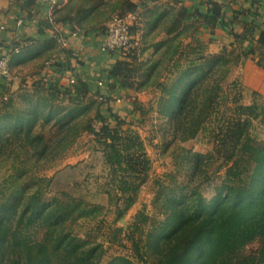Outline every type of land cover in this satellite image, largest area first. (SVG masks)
<instances>
[{
	"label": "trees",
	"instance_id": "trees-1",
	"mask_svg": "<svg viewBox=\"0 0 264 264\" xmlns=\"http://www.w3.org/2000/svg\"><path fill=\"white\" fill-rule=\"evenodd\" d=\"M154 2L116 0L110 4L111 13L118 11L116 16L135 14L140 7L146 10L130 27L133 46L127 51L106 52L115 61L103 59L105 65L97 71L100 78H105L102 81L75 72L71 62L74 48L57 47L60 37L80 31L84 39L96 32L104 41V21L111 16L103 9L109 5L104 0H69L64 9L56 11L55 22H37L38 40L43 42L41 52L47 62L52 61L50 67L56 75L47 73L35 83L37 99L34 94H23L25 108L16 106L17 94L10 93L7 79L0 77V156L13 146L19 160L15 172L0 183V264H264V140L252 133L255 123L264 128V99L252 92L253 102L242 103L243 89L236 81L233 88L238 97L227 107L229 96L222 87L233 63L242 60L243 64L258 55L257 63L264 68V0L236 1V6L217 0H191L190 5L176 0L181 4L178 10H160L157 5L151 6ZM25 3L28 7L37 5L36 0ZM236 25L242 30L236 31ZM160 27L164 38L153 45L155 51L162 48L160 56L137 63L138 50L149 49L143 43ZM192 27L191 39L198 42L196 37L202 28L211 32L224 28L232 35L233 48L206 56L202 45L197 49H192L191 43L183 47L180 36ZM49 30L54 32L50 35ZM15 47L24 48L20 41L3 45L0 40V56ZM236 49L239 55L234 56ZM24 50L11 56L10 68ZM181 59L186 60L185 67ZM93 60L96 64L102 61ZM166 69L168 73L177 71L171 83L158 80L160 70ZM148 85L160 89L158 110L172 120L176 138L188 141L211 130L218 143L211 153L186 154L193 163L191 184L178 187L180 193L170 190L155 195L163 219L140 212L128 228L116 229L131 240L135 258L120 255L105 262L103 247L79 237L70 227L77 219L98 221L104 207L70 193H59L46 201L33 178L20 183L25 174L22 167L31 157L55 160L83 132L93 134L109 167L104 192L109 205L115 207L116 219L124 217L137 201L151 161L141 136L123 127L126 119L112 102L116 93ZM44 91L46 96L40 94ZM57 99L60 102L56 103ZM65 100L68 105H62ZM134 100L132 115L142 112ZM223 105L231 114L226 115L225 110L217 126L208 128L207 122ZM93 108L95 114L90 116ZM37 124L39 130L35 129ZM47 126L56 128L54 135L47 136ZM216 162L218 166L211 171ZM222 168L226 169L222 182L206 199L200 187L212 181ZM150 220L152 227L148 228ZM257 239L259 248L246 253V246Z\"/></svg>",
	"mask_w": 264,
	"mask_h": 264
},
{
	"label": "rangeland",
	"instance_id": "rangeland-1",
	"mask_svg": "<svg viewBox=\"0 0 264 264\" xmlns=\"http://www.w3.org/2000/svg\"><path fill=\"white\" fill-rule=\"evenodd\" d=\"M104 1L109 2L108 6L103 7L104 11L111 14L110 18L104 21V25L106 26L112 17L118 14V11L111 13L109 9L110 4H113L116 0ZM217 1L227 2L234 6L236 1L243 0ZM68 2L69 0H57L56 3L49 4L44 0H37V3L42 5L44 12L47 11V18L45 19L53 20L51 22H55L54 17L58 15L56 11L64 9L63 7ZM183 2L187 5L191 4V0H183ZM155 5H157L160 10L165 7L168 10H171V7L178 10L181 7V4L177 3L176 0H155L151 6ZM245 5L249 7L248 4L245 3ZM145 10L144 7H140L137 13H135L136 19L140 17L141 13ZM34 18L37 22L40 20L37 19V16ZM18 24L22 25L21 22H18ZM15 26V23H12L10 20H4L3 17L0 16V40L3 45H10L11 32L9 33L7 28L10 27L12 30ZM193 28L194 27L188 29L187 32L180 36L183 47L191 43V48L197 49L199 45H202L204 46L202 54L206 56L218 54L224 48L228 50L233 48L232 35L224 28H214L213 32H211L212 29L207 31L202 28L201 33H198L196 37L200 42L191 39V35L194 33ZM235 30L239 32L242 30V27L236 25ZM48 32L51 35L54 31L49 30ZM81 32L83 31L68 34L67 38L60 37L59 43L61 45L59 44L57 48H74L75 53L74 56L71 57V62L75 72L83 74L84 76L87 75L90 79H99L102 81L105 78H100V74L97 71L100 69V66L103 65L104 67L105 64L103 59L108 57L106 54L107 51L104 50L103 47L104 41L96 32L87 35L85 39ZM138 32L141 33L142 31L139 29ZM162 38H164V31L161 27L152 31L145 40L147 42L143 43L144 46H149V49L145 52H141V48L138 50L139 60L137 63H139V61H145L148 58H158L162 48L155 51L153 45ZM22 45H26L25 41H23ZM20 50V47H15L6 51H9L8 55H10L11 58L12 52H19ZM4 53L6 52L3 51L2 54ZM237 55H239V49H236L234 52V56ZM46 57V55H43V57L26 63L25 65H18L10 68L9 78L6 79L11 87L10 93L15 92V94H17L15 97L17 107L25 108L26 100L23 94L29 96L34 94L36 96L34 99H37L38 92H36L35 89L38 88V86L35 85V83H37L39 79L46 77L47 73L56 75L54 68L50 67L52 61L47 62ZM93 58L102 59V61L96 64ZM257 59L258 55L256 59H247L243 64H241L242 60H240L238 64L233 63L230 66L231 69L222 82L223 90L229 96V101L226 104L227 107L231 106L233 99L238 97L236 96L237 90L233 88V83L236 81L239 82V86L243 89L242 103L251 104L253 102L254 95L252 92H257L262 96V99H264V68L258 65ZM114 61V59L108 57L109 63ZM181 61L184 63L182 67H185L186 60L181 59ZM41 64H45V68L42 69ZM37 69H42V73L38 76H33V72H36ZM143 70L144 68L140 69L139 72H143ZM172 73H168L167 69L160 70L158 80H166L168 83H171L172 79L176 77L177 71ZM23 77H26L25 83L22 81ZM20 94H22V96H20ZM40 94L46 96L48 93L44 91ZM5 97L7 96L5 95ZM115 97L116 99L112 102V107L119 112L121 117L126 119V124L123 127L130 128L139 133L144 141L146 152L151 161L148 177L140 188L137 201L124 217L116 219V214L114 212L115 207L109 205L107 194L104 192V185L109 180V167L104 162L102 146L98 142L97 137L93 134L83 132L67 152L55 160L37 161L36 157H31L22 167L25 174L23 177L24 180L22 182L20 181V183H24L33 178L37 183L35 188L44 193L43 199L46 201L51 200L59 193H70L90 203L103 206V214L98 218V221L77 219L75 222L70 223V227L74 229L79 237L89 239L94 245H101L105 250V262L120 255L132 259L135 258L131 240L125 232H118L116 229L120 227L128 228L136 221V217L140 212L154 219H163L164 216L159 211L160 206L154 200L155 195L158 192H169L170 190L180 193L178 187L187 183L191 184L190 178L193 171V163L190 158H186V154L188 151L202 154L211 153L218 143L214 136L215 132L211 130H204L200 132L197 137L188 141H181L176 138L173 133L172 120L162 115L158 110L160 89L155 85H148V87L139 90L132 89L128 92L122 91L120 94L116 93ZM134 99L138 102V107L140 106L142 108L143 113L138 112L134 115L130 114L131 109H133ZM58 102H60L59 99L56 100V103ZM66 104L68 105L67 100L62 102V105ZM226 105H223L218 115L210 120L212 122H207L208 128H215L217 126L218 121H221V118L224 116L225 110L226 115L231 114L230 111L226 109ZM1 108L2 104L0 103V112L2 111ZM94 114L95 108L92 109L89 115L93 116ZM254 125L255 127L252 129V133L256 135L258 139L264 140V128L258 123ZM35 129H40L39 124L36 125ZM45 130L47 136H51L54 135L56 128L47 126ZM15 151L13 146H11L6 150L4 155L0 156V183L4 179H8L15 172L14 167L19 163V160L15 159ZM218 164L219 163L216 162L210 170L214 171ZM225 170V168L219 170L212 181L200 187L206 199H210L215 194V188L222 182ZM101 219H103V222H101ZM150 222L151 220L148 223V228L152 227ZM39 237H41V234H39ZM260 244V239H257L246 246L245 252L249 253L257 250Z\"/></svg>",
	"mask_w": 264,
	"mask_h": 264
},
{
	"label": "crops",
	"instance_id": "crops-1",
	"mask_svg": "<svg viewBox=\"0 0 264 264\" xmlns=\"http://www.w3.org/2000/svg\"><path fill=\"white\" fill-rule=\"evenodd\" d=\"M26 1V0H25ZM24 0H0V16L3 17L4 20L11 21L15 23V27L11 30V28H7V31L11 34L12 41H20L23 43L25 38H30V41H25L26 45H23L24 55L20 57L19 61L12 64V67L18 65H25L26 63L32 62L40 57H43L45 53H42L43 42L38 40L39 33L37 28V21L34 17L37 16V19L45 20L47 18V11L44 12L42 5L37 3L35 6L28 7ZM37 1V0H36ZM18 22H21L22 25H19ZM1 29V27H0ZM3 31V30H2ZM13 39V40H12ZM35 39V40H34ZM71 45V41H70ZM21 49V48H20ZM20 50V51H23ZM26 51V52H25ZM17 52H12L11 56ZM45 64H41L42 69L45 68ZM11 67V68H12ZM42 69H37L36 72H33L34 75H40L42 73ZM45 75V73H44ZM26 80V77H23Z\"/></svg>",
	"mask_w": 264,
	"mask_h": 264
},
{
	"label": "built area",
	"instance_id": "built-area-1",
	"mask_svg": "<svg viewBox=\"0 0 264 264\" xmlns=\"http://www.w3.org/2000/svg\"><path fill=\"white\" fill-rule=\"evenodd\" d=\"M44 1L49 4L57 2V0ZM135 19V14L113 17L106 25L104 50L122 52L130 49L133 46V36L130 27ZM9 75L10 55L5 54L0 56V77L9 78Z\"/></svg>",
	"mask_w": 264,
	"mask_h": 264
}]
</instances>
